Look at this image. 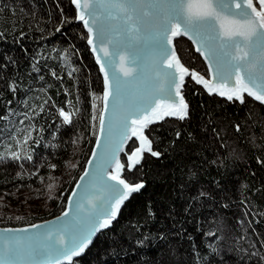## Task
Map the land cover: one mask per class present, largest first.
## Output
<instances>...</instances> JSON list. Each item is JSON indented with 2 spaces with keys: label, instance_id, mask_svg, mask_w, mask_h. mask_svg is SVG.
<instances>
[{
  "label": "trees",
  "instance_id": "1",
  "mask_svg": "<svg viewBox=\"0 0 264 264\" xmlns=\"http://www.w3.org/2000/svg\"><path fill=\"white\" fill-rule=\"evenodd\" d=\"M4 5L9 7L0 13V31L5 33L0 39V116L7 115L8 108L16 115L0 120V152L15 150L23 155L29 146L34 149L31 161H0V225L8 227L34 224L65 209L94 145L104 82L87 44L88 33L75 19L70 0H0V7ZM65 18L69 22L61 25ZM20 31L28 34L19 38ZM174 41L185 66L208 74L190 40L181 36ZM72 68L78 71L69 77ZM12 80L20 85L15 97L6 87ZM184 84L181 92L189 104L188 116L166 117L144 131L152 149L161 155L146 152L142 162L129 169L126 157L138 146L132 139L121 157L125 166L121 175L131 183L143 182L144 187L69 264H197V256L205 258L199 264H221L222 259L235 264L238 253L227 251L229 247L247 249L250 242L264 253V163L259 162L264 161V105L247 95L244 104L229 101L205 91L191 76ZM26 98L37 105L49 100L45 111L32 120L44 129L38 145L31 141L18 145L12 139L15 135L22 140L24 133L17 130L29 124L23 116L28 108L21 103ZM58 108L74 113L79 108V112L66 125ZM236 124L241 125L239 133ZM253 134L254 144L248 139ZM222 143L227 146L221 148ZM201 192L207 195L200 196ZM213 230L220 240L205 235ZM241 236L245 239L239 240ZM209 245H215L219 254L212 253ZM239 264H255V258Z\"/></svg>",
  "mask_w": 264,
  "mask_h": 264
},
{
  "label": "snow or ice",
  "instance_id": "2",
  "mask_svg": "<svg viewBox=\"0 0 264 264\" xmlns=\"http://www.w3.org/2000/svg\"><path fill=\"white\" fill-rule=\"evenodd\" d=\"M71 4L75 5L77 15L75 19L83 22L84 27L88 29L90 34L88 37V44L92 45L93 52L97 51V46L94 44L93 36L94 28L89 26L91 22L95 26V36L99 40L101 47L100 52L104 53L105 57H114L120 54L122 49H127L130 57L120 55V71L127 79L122 80L120 76L116 75L115 71L112 74V79H109V74L105 71L104 65H100V70L105 72L104 75V93L103 100L105 101L104 110L108 107V98L113 96V113L114 118L118 121L120 135H124L123 130L128 127V121L131 119L133 127L132 135L136 136L140 141V146L135 148L129 155V169L140 164L145 151L152 156L159 157L160 152L152 149V140L144 134V129L157 121H162L165 117H176L179 120H184L189 112V105L185 100L181 89L185 86L184 76L190 75L191 79L198 84H203L209 93L217 92L220 96H226L229 101H238L241 104L246 102V97L252 98L254 101L264 105V0H232L239 12L233 14V17H240L235 19L229 16L222 17V11L227 9L231 11L229 5L225 0H70ZM8 5L0 7V13L8 8ZM220 9V10H218ZM251 10L250 12L248 10ZM17 10L13 9V13ZM20 13L28 15L23 8L18 9ZM87 14V18H86ZM35 19V12L32 13ZM227 20L234 25L231 30H225L223 35L215 32L213 21ZM65 18L61 21V25L68 23ZM175 23L171 30V36L166 34L169 31L168 25ZM39 22L37 21V24ZM183 26V27H182ZM32 25H29L31 30ZM223 27V25H221ZM15 30V29H14ZM60 27L56 28L59 32ZM43 32V28H39ZM28 33L24 31L19 32V38L25 37ZM187 36L189 39L198 45H203L208 53L205 59L210 57L216 62L217 75L214 79L227 81L232 78L233 73L236 74V84L228 88L225 84L218 87L210 86L209 81L195 71L189 72L175 54V48H172V56H168V45L172 44L171 37ZM5 36L4 31H0V39ZM18 38V39H19ZM199 38V39H197ZM151 42V46L156 50L157 55L152 61L151 65H141L136 56V50L142 47L145 43ZM104 44H112L116 52L110 53ZM198 52L201 48L198 46ZM67 59V57H65ZM136 65L134 68L125 66L128 60ZM15 63V61H11ZM97 63H100V56L97 55ZM110 63H115L111 60ZM166 63L168 69L175 67L176 71L168 72L160 67L161 64ZM33 69L38 71L35 63ZM78 69L72 68L68 75L71 77ZM177 73L179 79H177ZM52 75L59 79L55 71ZM162 77V79H161ZM40 79H43L41 76ZM141 81L143 89H140L139 84L135 83ZM6 87L13 94L20 88V85L12 80L6 82ZM127 89V99L125 100L122 93ZM43 91V89L41 90ZM67 91V90H66ZM158 95H166L169 97L167 101L156 102ZM2 96V93H0ZM178 97V101L175 99ZM31 98H26L21 101L27 112L23 113L24 119L29 121V124L23 131V139H16L12 137L16 144H40L42 136L40 133L44 131L42 126H37L32 123L35 116H39L41 112L45 111V105L49 100H44L43 103L29 104ZM7 105H11L12 101L8 100ZM71 105V101H68ZM95 108V105H93ZM39 111H36V109ZM59 116L62 117V123L70 125L73 123V115L79 112V108L73 111H65L64 108L57 109ZM29 112L32 115H29ZM151 113V115L149 114ZM16 115L12 108L7 109V115L0 116V120L7 121L9 117ZM92 119L95 120V114ZM24 123L23 120L20 121ZM100 132L105 131V120L103 114L99 118ZM235 130L237 133L241 131V125L236 124ZM215 131V129H213ZM264 133V126L261 128ZM36 132V137L32 133ZM108 133L111 138L113 135V123L110 120L108 124ZM179 138L180 133H175ZM219 134L217 133V136ZM250 143H255L256 135H251ZM75 143V141H73ZM97 147L100 145V140L97 139ZM226 143L220 145L225 148ZM11 148V145H7ZM34 149L29 148L23 150V155L19 151L9 150L0 152V161L10 160L19 162L22 159L31 161L33 156L31 152ZM92 156L96 157L97 153L92 152ZM101 163L97 165L102 169L103 162L106 161V154H100ZM92 160L88 164H92ZM264 163V161H259ZM21 168L23 165H20ZM55 168L56 165H52ZM74 167V165H73ZM124 165L117 162V171L115 173L108 172V180L115 181L111 184L108 180L100 177L102 183V192L107 195L97 197L101 201L97 204L94 200L89 199L90 208L86 210L87 214L79 216L77 222L72 225H61L55 230L46 228L43 231L35 232L31 236H4L0 237L3 240V246L0 247V262L4 264H16V261H25L26 264H61L62 260L72 261L73 257H78L85 251V249L92 242V237L101 229L108 228L112 222L117 218L120 212V205L127 200L131 194L138 192L144 187L143 182L129 183L120 176V171L124 169ZM103 170V169H102ZM17 173V176H20ZM89 176L87 170L80 176V180H84ZM123 186L121 189L120 186ZM51 187V185H49ZM79 188L80 185L77 184ZM247 185L242 188L247 190ZM76 193L73 192V195ZM200 196H206L207 193L201 192ZM245 203L244 201H241ZM73 203L71 197L68 199V204ZM247 206V205H246ZM227 207V206H225ZM82 202L77 201V209H83ZM67 217L68 212L62 213ZM247 215V213H245ZM17 219H22L17 217ZM58 221L60 217L56 218ZM76 219V218H74ZM49 223V222H45ZM242 223V222H241ZM251 223V222H249ZM31 228H40L38 224L30 225ZM6 232H27V228L22 229H6ZM253 231H255L253 229ZM206 236L216 237L220 240L221 237L216 236V231H209L205 233ZM245 239L244 236L239 237V240ZM138 243H143L139 241ZM212 253L219 254V249L215 245L208 246ZM261 247H264V241H261ZM249 249H254L249 251ZM255 242L249 243V248L243 247H229L227 251H235L238 253L239 261H248L255 258V264H264V253L255 250ZM195 255V254H194ZM55 257V260H53ZM205 259L204 257H196L197 264L199 261ZM221 264H227V261L222 259Z\"/></svg>",
  "mask_w": 264,
  "mask_h": 264
},
{
  "label": "water",
  "instance_id": "3",
  "mask_svg": "<svg viewBox=\"0 0 264 264\" xmlns=\"http://www.w3.org/2000/svg\"><path fill=\"white\" fill-rule=\"evenodd\" d=\"M225 2L229 5L231 11L229 12L227 9H224V10L218 9V10L222 11V17L223 16L233 17L234 13L240 11V9H237L236 5L234 3H232V0H225ZM241 3H242V0H241ZM73 6H75V5H73ZM248 11L250 12L251 10L249 9ZM76 12H77V10H76ZM86 18H87V14H86ZM233 18L240 19V17H233ZM77 21L83 24L82 21H80V20H77ZM175 23L176 22H173L172 24L168 25L169 31L166 34L167 36H169V37L171 36V30L175 26ZM213 24H214L215 32L217 34H220L221 36L223 35V32L226 29L227 30H231L234 27V25L230 24L227 20H224L223 18L221 20L213 21ZM221 25H223V27H221ZM83 26H84V24H83ZM89 26L94 28V32L91 35L93 36L94 44L97 46V51L93 52V50H92L93 46L89 45L90 46V50L93 53V57L95 58L96 62H97V55L100 56V63H97L99 65L98 69H100V65L103 64L105 71L109 74V79L110 80L112 79V74H113L114 71H115L116 75L121 77L122 80L127 79V78H125L123 76V73L120 71V63H121L120 55H124L125 57H130L131 53L127 49H122L120 51V54H117L114 57H112V56L105 57L104 53L99 51V48L101 47V45H100L99 40H97L96 36H95V26L92 25L91 22L89 23ZM84 28H85L86 32L88 33V29L86 27H84ZM89 35L90 34L88 33V37H89ZM181 36H183V35H181ZM181 36L171 37L172 44L168 45V49H169L168 56L169 57L172 56V51L171 50L174 47L176 56L179 57L180 62L185 66V64L182 62L179 54L177 53L178 51L176 49V45H175V41H174L177 38H180ZM183 37L187 38V40H190L192 42V44H193V46L195 48V52L201 55V57L203 58V60L206 63L205 65H207V68H208V74H204V73H202L200 71H197V70H191L187 66H185L186 68L189 69L190 73L192 71H195L199 75L203 76L206 80H208L210 86H213V87H218V86H220L223 83V84L226 85V87L231 88V87H233L236 84L237 77H236L235 73H233L232 78L227 80V81H223L222 82L218 78L214 79V77H216V75H217L216 62L211 57L209 59H205V55L208 53V50L203 45H198L196 43H193V41L191 39H189L187 36H183ZM197 39H199V38H197ZM198 46L201 48L200 52H198L196 50ZM103 47L107 48V50L110 53L116 52V49L113 47L112 44H104ZM156 55H157V52L151 46V42L145 43L142 47H139L136 50L137 60H138V62L141 65H151V63L155 59ZM113 59L115 60L114 64L110 63V61L113 60ZM125 66L128 67V68L136 67V65L131 63L130 59L126 62ZM160 67L164 68L168 72L175 73V71H176L175 67H173L172 69H168L166 63L161 64ZM100 72H101V74L103 76V81L102 82H104L105 72H102L101 70H100ZM189 76L190 75H185L184 76V83L186 81V78L189 77ZM161 79H162V77H161ZM177 79H179V74L178 73H177ZM135 83L139 84L141 90L143 89V84H142L141 81H137ZM201 85L204 87L203 84H201ZM182 90H183V88L181 89V91ZM205 91H208V89L205 88ZM103 93H104V90H103ZM212 93L218 94L217 92H212ZM182 94H183V92H182ZM122 95H123L124 99L126 100L127 99V89H125L123 91ZM224 97H226V96H224ZM175 99L178 101L179 98L175 97ZM167 100H169V97L166 96V95H158L156 97V102L157 103L160 102V101H167ZM185 100H186V98H185ZM186 102H187V100H186ZM107 103H108V107H107V110L105 111L104 110L105 101L102 98V107H101L102 109H101L100 116H101V114H103V116H104L105 131L103 133H101L100 132V125H98V131L96 132L97 135H96V138H95V141H94V145L92 146V150H91L90 156H89V158H87V162L85 164L83 172H81V174L77 178L75 184L73 185V188L71 189L68 197L66 198L67 202H66L65 209L63 211H61L59 214L55 215V216H52V217H49V218H46V219H43V220L35 222L34 224L40 225V228H31L30 225H32L33 223L32 224L21 225V226H8V227L4 226V225H0V237H4V236L27 237V236H31L35 232L43 231L46 228H52V229L55 230L57 227H59L61 225H72V224H75L77 222L79 216H83V215L87 214L86 210L90 208V205L88 203L89 199L94 200L97 204L101 203V201L99 199H97V197H100L102 195H107V193L101 191L103 185L100 182V177L102 176L104 180H108V175H107L108 172L115 173L117 171V162H119L120 164L124 165L121 157H122L123 153L127 150L128 144L130 143V141L132 139H136L137 140V142H138V144H137L138 146L137 147L140 146L139 139L136 136L132 135L133 127H135V125L132 124L131 119L128 121V127L123 130L124 135H120V130H119V127H118V121L114 118V113H113V96H109ZM188 112H189V110H188ZM149 114L151 115V113H149ZM110 120L113 123V135H112L111 138L109 137V133H108V124H109ZM146 129L147 128H145L144 131ZM144 134L147 135L146 132H144ZM97 139L100 140L99 147H97V143H96ZM93 151H95L97 153L96 157L92 156V152ZM146 152L147 151L144 152L143 158H144V155H145ZM101 153H105L106 154V161L103 162V164H102V169L103 170L99 169L97 167V165L101 163V160H100V154ZM130 154H128V156L126 158H128ZM143 158L141 159V162H142ZM90 159L93 161L91 165L88 164V161ZM128 163H129V160H128ZM85 170H87L89 172V176L85 177L84 180H80V176L84 173ZM121 172H122V170L120 171V173ZM120 176H121L122 179H125L121 174H120ZM126 181H128V180H126ZM108 182L111 183V184H115L116 183L115 181H110V180H108ZM129 183H131V182H129ZM137 183H140V182H137ZM77 184L80 185L79 188L77 187ZM120 187H121V189L123 188L122 185ZM73 192H75L76 194L73 195ZM133 194H131V195H133ZM69 197H71V199L73 201L71 206H69V204H68ZM127 200H125L124 203ZM77 201H80V202L83 203V205H84L83 209H79V210L77 209ZM124 203L120 205V209L123 207ZM64 212H68V216L67 217L62 215V213H64ZM118 215H119V213H118ZM118 215H117V217H118ZM57 217H60L59 221L56 219ZM74 218H76V219H74ZM45 222H49V223H45ZM22 228H27L28 231L27 232H6V231H4L6 229H22ZM108 228L101 229L98 232H96L95 235H93V237H92V242L89 244V246L87 248H89L91 246V244L94 242V240L96 239V237L99 235V233L101 231H104V230H106ZM2 246H3V240L0 239V247H2ZM86 249H85V251L83 253H81L80 256H82L86 252ZM80 256H78V257H80ZM78 257H73L72 261H74ZM53 260H55V257H53ZM72 261H67V260H62L61 259V264H69ZM0 264H4V262H0ZM16 264H26V262L25 261H16Z\"/></svg>",
  "mask_w": 264,
  "mask_h": 264
},
{
  "label": "rangeland",
  "instance_id": "4",
  "mask_svg": "<svg viewBox=\"0 0 264 264\" xmlns=\"http://www.w3.org/2000/svg\"><path fill=\"white\" fill-rule=\"evenodd\" d=\"M121 174V173H120Z\"/></svg>",
  "mask_w": 264,
  "mask_h": 264
}]
</instances>
